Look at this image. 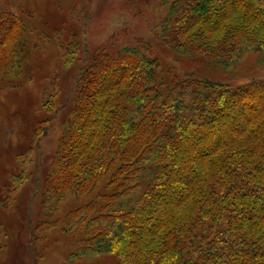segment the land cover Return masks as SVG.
<instances>
[{"label": "trees", "instance_id": "trees-1", "mask_svg": "<svg viewBox=\"0 0 264 264\" xmlns=\"http://www.w3.org/2000/svg\"><path fill=\"white\" fill-rule=\"evenodd\" d=\"M159 2L161 41L175 53L225 69L250 51L264 58V0ZM24 24L0 5L1 78L28 59ZM160 67L145 42L101 49L83 67L43 180L42 215L54 217L44 223L78 256L117 264H264V77ZM67 198L77 203L57 215Z\"/></svg>", "mask_w": 264, "mask_h": 264}, {"label": "rangeland", "instance_id": "rangeland-1", "mask_svg": "<svg viewBox=\"0 0 264 264\" xmlns=\"http://www.w3.org/2000/svg\"><path fill=\"white\" fill-rule=\"evenodd\" d=\"M0 5L22 18L28 46V59H20L25 48L20 67L0 77V264H117L111 253L78 256L72 237L43 221L54 220L42 215L43 180L83 67L101 49L114 54L145 42L161 71L243 83L264 77V58L250 51L225 69L175 53L161 41L158 26L166 8L159 0H0ZM72 41L77 51L65 65L63 47ZM39 124L46 132L35 136ZM75 201L64 200L57 215Z\"/></svg>", "mask_w": 264, "mask_h": 264}]
</instances>
